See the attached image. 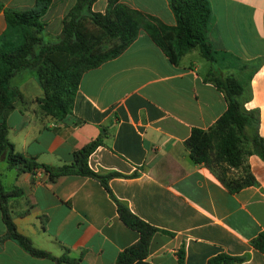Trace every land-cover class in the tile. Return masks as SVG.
<instances>
[{"label": "crops", "instance_id": "obj_1", "mask_svg": "<svg viewBox=\"0 0 264 264\" xmlns=\"http://www.w3.org/2000/svg\"><path fill=\"white\" fill-rule=\"evenodd\" d=\"M76 0H52L43 16L45 32L57 36ZM208 44L213 61L197 49L170 62L144 31L119 56L85 72L71 113L62 121L46 117L37 100L43 92L32 73L14 82L22 100L6 116L14 152L51 167L70 165L74 152L101 139L88 158L108 180L111 194L130 212L156 228L146 262L207 264L217 256L264 264L252 240L264 233V161L246 155L256 185L230 193L217 172L190 158L185 141L193 129L207 131L226 110L224 94L206 80L209 71L232 77L248 91L247 111L258 112L257 133L264 140V0H208ZM108 0L92 10L104 13ZM159 23L174 27L167 0H119ZM4 8L25 11L35 0H0ZM20 43L0 11V48ZM242 167L227 176L239 178ZM0 182L21 195L7 201L17 232L34 248L55 258L68 253L73 264H115L118 254L137 242V232L119 219L114 200L94 178L62 176L49 180L40 169L10 168L0 160ZM0 264H56L36 258L7 236L0 205Z\"/></svg>", "mask_w": 264, "mask_h": 264}, {"label": "trees", "instance_id": "obj_2", "mask_svg": "<svg viewBox=\"0 0 264 264\" xmlns=\"http://www.w3.org/2000/svg\"><path fill=\"white\" fill-rule=\"evenodd\" d=\"M175 19L174 27L131 9L119 0H108L105 12L92 10L96 0H76L62 20L61 32L51 36L45 32L43 16L52 0H35L32 8L16 11L0 4L9 32L17 35L18 44L0 48V160L10 168L28 172L36 169L48 175L49 180L62 176H79L96 179L114 200L120 221L138 233L136 243L121 251L115 264H148L149 243L157 229L133 215L126 204L117 200L108 188V180L117 173L99 175L88 166L89 156L102 145L101 139L91 141L74 152L70 165L51 167L28 161L14 152L7 138L6 116L22 100L12 80L23 71H30L43 92L38 99L39 110L46 117L62 121L72 110L75 95L83 74L119 56L144 31L161 49L170 62L177 64L192 49L212 62L213 53L208 44L211 9L208 0H167ZM206 80L219 89L226 100V110L207 131L193 129L185 146L195 164L216 171L220 182L230 193L256 185L248 166H243L246 155L254 154L264 161V140L257 133L258 112L247 111L248 91L232 77H218L211 70ZM242 167V176H227L229 169ZM21 195L19 190L6 191L0 182V205L7 236L19 247L36 258H48L56 264H73L68 253L55 258L34 248L31 241L20 235L6 206L11 198ZM252 246L264 254V233L252 240ZM184 253L178 252V264H183ZM244 258L217 255L207 264H240Z\"/></svg>", "mask_w": 264, "mask_h": 264}, {"label": "rangeland", "instance_id": "obj_3", "mask_svg": "<svg viewBox=\"0 0 264 264\" xmlns=\"http://www.w3.org/2000/svg\"><path fill=\"white\" fill-rule=\"evenodd\" d=\"M28 72H30V71H27V73H28ZM30 73H31V72H30ZM17 80H18V79L15 78L13 81L16 82ZM13 81H12V85H13V83H14ZM13 86L16 87L15 85H13ZM16 88H17V87H16ZM18 90H19V89H18Z\"/></svg>", "mask_w": 264, "mask_h": 264}]
</instances>
